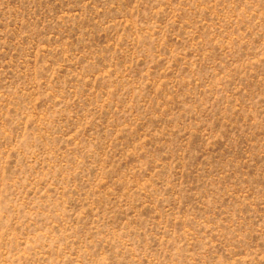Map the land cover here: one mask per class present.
Returning <instances> with one entry per match:
<instances>
[{"label": "rangeland", "instance_id": "rangeland-1", "mask_svg": "<svg viewBox=\"0 0 264 264\" xmlns=\"http://www.w3.org/2000/svg\"><path fill=\"white\" fill-rule=\"evenodd\" d=\"M0 264H264V0H0Z\"/></svg>", "mask_w": 264, "mask_h": 264}]
</instances>
